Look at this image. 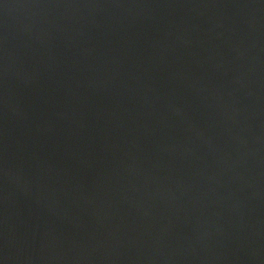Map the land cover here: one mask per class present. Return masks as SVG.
I'll return each instance as SVG.
<instances>
[{"label":"water","instance_id":"obj_1","mask_svg":"<svg viewBox=\"0 0 264 264\" xmlns=\"http://www.w3.org/2000/svg\"><path fill=\"white\" fill-rule=\"evenodd\" d=\"M0 264H264V0H0Z\"/></svg>","mask_w":264,"mask_h":264}]
</instances>
